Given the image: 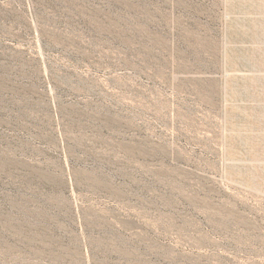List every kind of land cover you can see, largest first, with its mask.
<instances>
[{
    "label": "rangeland",
    "instance_id": "1",
    "mask_svg": "<svg viewBox=\"0 0 264 264\" xmlns=\"http://www.w3.org/2000/svg\"><path fill=\"white\" fill-rule=\"evenodd\" d=\"M263 1L0 0V264H264L221 76Z\"/></svg>",
    "mask_w": 264,
    "mask_h": 264
},
{
    "label": "crops",
    "instance_id": "2",
    "mask_svg": "<svg viewBox=\"0 0 264 264\" xmlns=\"http://www.w3.org/2000/svg\"><path fill=\"white\" fill-rule=\"evenodd\" d=\"M235 16L221 73L232 110L229 121L234 126L230 130L238 139L258 143L264 139V1Z\"/></svg>",
    "mask_w": 264,
    "mask_h": 264
}]
</instances>
